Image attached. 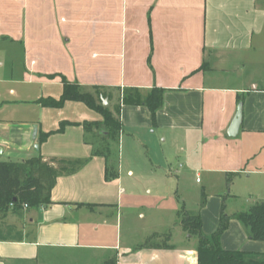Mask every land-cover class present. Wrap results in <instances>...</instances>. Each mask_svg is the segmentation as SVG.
Segmentation results:
<instances>
[{"label": "crops", "instance_id": "crops-1", "mask_svg": "<svg viewBox=\"0 0 264 264\" xmlns=\"http://www.w3.org/2000/svg\"><path fill=\"white\" fill-rule=\"evenodd\" d=\"M61 75L84 89L98 85L109 106L119 103L116 178H104L106 158L91 155L97 139L81 125L102 120L98 112L79 101L60 108L36 102L60 96ZM153 87L164 90L155 124L146 106L118 102L124 88ZM240 102L238 132L228 137ZM62 120L73 124L48 135L39 154L89 160L57 177L49 204L0 216V264H103L113 257L116 264H196V243L178 246L168 237L170 247H142L151 226L122 238V176L143 170L129 156L143 146L155 157L161 152L158 163L182 156L181 168L209 174L204 186L216 173L222 189L233 188L229 196L247 193L240 211L264 200V0H0L1 160L36 155L39 134ZM129 187L134 195L136 186ZM220 200L212 212L207 200L201 208L205 234L218 225ZM220 244L264 261V241L249 239L237 219Z\"/></svg>", "mask_w": 264, "mask_h": 264}, {"label": "trees", "instance_id": "trees-1", "mask_svg": "<svg viewBox=\"0 0 264 264\" xmlns=\"http://www.w3.org/2000/svg\"><path fill=\"white\" fill-rule=\"evenodd\" d=\"M62 92L58 98L40 97L36 102L44 107L60 108L68 100L84 103L88 108L98 112L102 120L83 121L81 123L86 133L92 132L97 144L92 148L91 155H102L106 158L107 140L110 136L119 137L121 124L119 119V103L113 109L103 104V98L110 95L100 86L92 85L91 92L83 91L77 82H70L60 76ZM162 88L153 87L146 93L135 88H124L118 102L130 105H144L151 115V122L155 124L156 112L163 104ZM72 122L62 120L56 130L40 133L38 136L37 154L19 161L1 160L0 158V216L9 210H20L23 207L36 208L51 202V190L60 175L71 174L80 169L89 158H58L48 160L39 154V145L48 135L62 132L66 125ZM115 171L105 166L106 180L116 178ZM228 180L231 174L227 176ZM231 218L237 219L246 229L247 237L252 240L264 241V200L257 201L247 210L233 214H226L221 205L218 225L216 229L205 234L202 231V221L199 214L178 212V224L189 236H195L196 264H264L255 259L251 253L242 250L224 249L220 244V235L227 228ZM153 237H162L154 233L147 237L141 245L148 248L170 247L167 243L169 235L163 236L160 243L151 242ZM103 264H116V258H110Z\"/></svg>", "mask_w": 264, "mask_h": 264}, {"label": "rangeland", "instance_id": "rangeland-1", "mask_svg": "<svg viewBox=\"0 0 264 264\" xmlns=\"http://www.w3.org/2000/svg\"><path fill=\"white\" fill-rule=\"evenodd\" d=\"M20 57L17 56L14 61L15 75L17 69L21 70ZM82 90L91 92V89L82 88ZM103 99L107 102L105 106H109L106 97ZM115 105L116 99L115 103L110 105V108L113 109ZM122 135L126 137V134ZM118 143V137L115 136H110L107 140L106 162L109 172L115 171L118 173ZM157 153L159 154L155 157L156 155L152 150L148 152L146 147L141 146L137 151L129 154L135 166L137 168L142 167L143 170L135 172L133 176L127 174L122 176V185L125 187L122 198V211L124 214L120 227L122 238L135 234V232L140 233V229L151 226L150 231H152V234H154L153 231H157L162 235L159 238L153 237L151 242L160 243L164 240L162 239L163 236L168 234L172 243H177L178 246L182 241V243L188 242L191 245L197 243L195 236L184 238L177 234V227L179 226L178 212L186 211L189 214L200 215L201 208L206 200L209 207L208 211L212 212L214 198H221V205L226 214L235 210V212H239L247 205V199L249 198L247 193L241 192L238 196H229L233 194V188L226 186L222 189L216 173H210L211 184L204 186V181L207 180L209 174L203 173L199 169H187L184 165L181 168L182 156L173 157L167 164L165 162L158 163L157 159L161 161L162 155L160 151ZM130 159L129 157H123V163L130 161ZM131 185L136 186L134 195L129 190ZM227 191H229V195L226 194ZM138 212H141L144 216L142 218L138 217ZM177 240H180V242Z\"/></svg>", "mask_w": 264, "mask_h": 264}, {"label": "water", "instance_id": "water-1", "mask_svg": "<svg viewBox=\"0 0 264 264\" xmlns=\"http://www.w3.org/2000/svg\"><path fill=\"white\" fill-rule=\"evenodd\" d=\"M103 104L107 105V102L105 99H103ZM241 118H242V103H238L237 108H236V112L234 114V117L232 118L227 131H226V135L228 137H234L239 129L240 123H241ZM36 131L34 130V133ZM35 147H37V144L35 145ZM2 154V148L0 147V155Z\"/></svg>", "mask_w": 264, "mask_h": 264}]
</instances>
